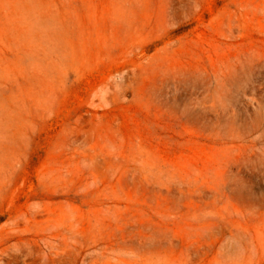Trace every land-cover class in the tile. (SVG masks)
I'll use <instances>...</instances> for the list:
<instances>
[{
	"label": "rangeland",
	"instance_id": "rangeland-1",
	"mask_svg": "<svg viewBox=\"0 0 264 264\" xmlns=\"http://www.w3.org/2000/svg\"><path fill=\"white\" fill-rule=\"evenodd\" d=\"M0 264H264V0H0Z\"/></svg>",
	"mask_w": 264,
	"mask_h": 264
}]
</instances>
